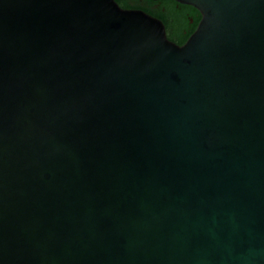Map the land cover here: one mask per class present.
<instances>
[{
  "label": "water",
  "instance_id": "95a60500",
  "mask_svg": "<svg viewBox=\"0 0 264 264\" xmlns=\"http://www.w3.org/2000/svg\"><path fill=\"white\" fill-rule=\"evenodd\" d=\"M0 0V264H264V0Z\"/></svg>",
  "mask_w": 264,
  "mask_h": 264
},
{
  "label": "trees",
  "instance_id": "16d2710c",
  "mask_svg": "<svg viewBox=\"0 0 264 264\" xmlns=\"http://www.w3.org/2000/svg\"><path fill=\"white\" fill-rule=\"evenodd\" d=\"M157 0H144V3H142L140 0H136V3H132L131 0H117V2L124 8H139V9H143L146 12L162 19L166 25V29H167V35L168 37L175 41L178 44H184L187 39L189 38V36L194 32V30L197 28L198 23L201 19V12L194 6L189 5V4H184V3H180L177 0H164L166 3L170 4V11H174L173 9L176 8V5L181 4V5H186L189 7V13L192 16H195L196 18V24L194 25V27L192 29H190L188 31V33L185 35L183 34V30L182 27L184 24H176L173 25V22L170 21V19H167V17H165L164 15L160 14L157 10L153 9L151 6L153 5V2H155ZM172 8V9H171ZM181 20V23H187V21H183ZM175 26V27H174Z\"/></svg>",
  "mask_w": 264,
  "mask_h": 264
},
{
  "label": "flooded vegetation",
  "instance_id": "af4514ba",
  "mask_svg": "<svg viewBox=\"0 0 264 264\" xmlns=\"http://www.w3.org/2000/svg\"><path fill=\"white\" fill-rule=\"evenodd\" d=\"M140 1L144 3V0H140ZM131 2L136 3V0H131ZM169 5L170 4L166 3L164 0H157L153 2V5L151 7L157 10L160 14L167 17V19H170V21L173 22V25H175V23L184 24L182 30H183V34L186 35L188 31L192 29L196 24L195 16L190 15L188 10L189 7L186 5H181V4L176 5V8L173 9L174 10L173 12L170 11ZM181 20L185 22L187 21V23H181Z\"/></svg>",
  "mask_w": 264,
  "mask_h": 264
}]
</instances>
